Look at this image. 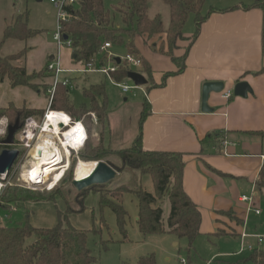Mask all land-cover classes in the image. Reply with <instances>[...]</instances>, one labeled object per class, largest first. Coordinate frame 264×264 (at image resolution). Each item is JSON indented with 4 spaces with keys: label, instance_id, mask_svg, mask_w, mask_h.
<instances>
[{
    "label": "crops",
    "instance_id": "obj_1",
    "mask_svg": "<svg viewBox=\"0 0 264 264\" xmlns=\"http://www.w3.org/2000/svg\"><path fill=\"white\" fill-rule=\"evenodd\" d=\"M5 3L6 0H0V6ZM211 7L213 10L209 12L208 9L207 18L188 47L183 70L166 77L163 83L165 72L177 70L167 54L165 33L154 35L148 43L136 40L137 48L150 66L152 83L147 82L132 92L130 99L120 92L119 99L111 104L103 82L80 77L97 72L65 74L71 80L66 89L76 88L79 80L88 82L84 88L102 84L105 95L98 97V103L105 107L103 123H97L96 114L95 119L90 117L92 123L87 121L103 132L106 149L109 152L130 150L140 136L145 150L180 153L184 162L182 186L200 210L199 230L236 228L237 235L243 232L250 214H261V210L259 214L247 211V203L241 201L240 196L253 195L254 205L259 208V192L264 189V72H260L264 68V9L259 6L244 9L238 3ZM226 8L231 9L224 11ZM191 34L183 33L184 39L175 42L174 57L183 54L190 42L186 38ZM70 53L68 48L64 62L60 63L65 69L76 65ZM23 57L24 60L26 55ZM21 58L13 64L25 67L20 65ZM53 60L61 61L59 50L56 56L53 50L47 52L38 69L25 67L28 73L45 70L44 76L35 81L38 90L0 82L11 91L9 97L0 101V110L12 104L16 108L33 110V116L43 111L48 105L45 89L51 83L46 65ZM239 81L250 87L246 96L232 93L231 97H224L223 92H233L234 84ZM205 82L223 83L221 92L208 95V112L201 109ZM20 93L29 95L21 97ZM83 98L82 103H71L75 107H89V99ZM146 103L149 110L143 116ZM28 203L17 201L14 211L21 207L27 209Z\"/></svg>",
    "mask_w": 264,
    "mask_h": 264
},
{
    "label": "trees",
    "instance_id": "obj_2",
    "mask_svg": "<svg viewBox=\"0 0 264 264\" xmlns=\"http://www.w3.org/2000/svg\"><path fill=\"white\" fill-rule=\"evenodd\" d=\"M169 7V23L164 29L158 15L148 16V0H110L108 5L104 0H76L72 6L65 8L66 17L61 21L62 34L70 41L71 61L85 64L100 54V47L109 42L111 47H124L127 54H132L141 60L138 72L143 74L148 83H152L151 70L148 62L143 58L136 46V40L142 39L145 43L154 35L165 33L167 54L177 67L176 71H167L166 77L180 73L184 68V59L188 47L197 37L200 24L207 18L208 12L201 14L203 0H163ZM244 9L261 7L264 9V0H255L251 4H241ZM231 8H226L228 10ZM213 10L209 8V12ZM190 14L194 15L195 28L189 38V44L179 57H174L172 50L177 40L184 39L183 26ZM37 33L27 27L21 16L16 17L12 25L4 31L5 37L28 39ZM163 46L160 47L162 52ZM25 50L16 55H0V81H7L11 87L28 86L38 90V85L31 82L34 78L44 76L45 70L28 73L23 66L14 65L15 60L23 57ZM103 55V53H102ZM102 60V59H100ZM115 72L111 74L115 81L127 78L129 68L122 60ZM264 72V68L260 71ZM49 86V85H48ZM45 87V86H44ZM47 89V88H46ZM45 89V90H46ZM84 97L89 99V107L84 105L75 107L68 96L65 86L57 84L51 108L69 113L72 117L81 119L86 124L89 138L90 111L96 114L97 123H103L105 107L98 103V97L105 95L102 84L92 85L82 90ZM149 110L146 103L144 115ZM34 113L31 109L16 108L12 104L0 110L9 120L17 115L22 120ZM92 123V122H91ZM103 132H99L96 145L87 147L88 138L79 150L78 156L82 160H102L109 153L103 145ZM9 146L0 145V151ZM121 164L114 165L108 161L116 171H125L131 176L149 175L154 192H148L141 186L123 192L135 193L138 200L137 226L142 234L171 233L178 238L185 237L191 241L199 234L201 220L200 210L186 194L182 186L183 159L180 153L145 150L141 146L140 136L135 140L134 148L114 153ZM65 173L62 180L67 177L72 180V168ZM61 180V181H62ZM60 181V182H61ZM104 185V184H103ZM92 185L90 187H98ZM56 187V186H55ZM13 187L10 188V190ZM122 192V193H123ZM12 194V193H11ZM4 197V198H3ZM40 198H46L39 196ZM38 197L15 196L0 194V207L8 211L10 204L25 199ZM166 199L169 203V212L163 218V209L155 205L158 200ZM2 203V204H1ZM102 204L108 205L114 213L117 225L124 234L126 211L121 203L109 198H102ZM3 205V206H2ZM125 236V235H124ZM33 239V241H30ZM87 231L77 229L71 225L58 222L48 228L34 227L27 220L23 224L9 226L0 222V264H92L96 261L91 250L86 245ZM249 259L254 264H264V250H255ZM135 264H156L152 255L142 256Z\"/></svg>",
    "mask_w": 264,
    "mask_h": 264
},
{
    "label": "rangeland",
    "instance_id": "obj_3",
    "mask_svg": "<svg viewBox=\"0 0 264 264\" xmlns=\"http://www.w3.org/2000/svg\"><path fill=\"white\" fill-rule=\"evenodd\" d=\"M248 1L250 0H203L201 14H205L211 6L227 7L237 3L246 4L249 3ZM109 2L110 0H104L106 5ZM147 13L149 17L158 15L164 27L169 21V7L163 0H148ZM18 16L26 21L28 28L37 31L34 36L25 40L4 36L6 27L12 25ZM57 23L58 8L50 0H6L4 6H0V55H16L25 50L26 58L24 60V57L21 58L20 65H24L28 70L38 69L43 63L44 56L52 50L55 56L59 50L60 63L64 62L66 53L68 54V47L63 45L58 49L53 40V32L57 29ZM194 28V15L190 14L184 23L183 33L193 32ZM148 42L151 40L147 39L146 43ZM110 51L113 57L123 58L127 54L122 46L112 47ZM108 55L107 52H104L98 57L106 58ZM127 67L129 70H140L132 65H127ZM86 76L91 78L90 81L98 80L104 83L109 103L113 104L119 99L120 89L112 85L103 74L91 73L80 77ZM38 79L40 78H34L31 82L36 84L35 81ZM123 81L128 85H133V82L128 78ZM87 85L88 82L79 80L76 88L67 89L69 99L73 104L84 101L82 89ZM134 91L136 90L125 93V95L129 97ZM10 94V89L5 84H0V101L9 97ZM19 95L28 97L29 94L26 93L23 96V93H20ZM43 111L36 113L34 117L40 120ZM4 117L8 123L15 119L9 120L7 116H0V138L4 131ZM88 127H90V132L87 147L97 144L100 131L95 124H89ZM20 151L22 152L23 149L20 148ZM114 153L109 152L101 161H108L119 166L120 159ZM20 158L21 155L17 159ZM89 161L95 162V160ZM76 162L77 159L74 158V166ZM15 166L16 164H14ZM74 166L72 178L74 177ZM20 173L21 168L18 167L13 174H9L6 180L9 185L1 192L6 196L38 198L21 200L29 202V207L25 210L21 207L18 208V211H14L17 201L10 204L8 211L0 207V221L3 224L15 226L23 224L27 220L30 225L43 228L52 227L61 222L63 225L86 230V245L96 258L92 264H135L140 257L147 255H152L156 264H254L249 256L255 250L264 249V246H258L256 241V235L264 236V189L261 193L259 192L258 198L261 214L256 216L252 213L245 220V226L242 228L244 237L240 233L235 235L236 228H213L212 231L207 228V230H199V234L190 243L187 238H178L171 233L144 235L140 232L136 222L137 197L135 193L123 192V190L141 186L144 190L153 193L154 187L149 175L135 174L131 176L125 171H117L116 177L109 183L78 191L72 186L69 177L59 182L51 190H45L47 189L46 185L36 190H30L21 182ZM31 174L35 173L31 172ZM11 187L13 188L10 190ZM103 197L121 203L126 211L124 234L117 225L111 208L101 203ZM155 205L161 206L165 219L169 212L168 201L166 199L158 200ZM248 245L252 249H249Z\"/></svg>",
    "mask_w": 264,
    "mask_h": 264
},
{
    "label": "built area",
    "instance_id": "obj_4",
    "mask_svg": "<svg viewBox=\"0 0 264 264\" xmlns=\"http://www.w3.org/2000/svg\"><path fill=\"white\" fill-rule=\"evenodd\" d=\"M57 8H58V23H57V29L53 32V40L56 42L57 47H62L63 45H66L69 47L70 41L63 39L62 29H61V21L65 20L66 13L65 8L68 6H72L76 3V0H50ZM111 47L109 42H104L102 46L100 47V54L107 52L109 55L105 58H99L98 56L90 60L89 62L82 64L80 62L76 63V65L73 68L65 69L61 66L59 60H53L50 61L46 65V70L50 72L51 74V83L49 84L48 88L46 89V93L48 96V105L44 109L42 117L40 120H37L33 115H27L21 120V127L15 134V140H14V148L16 149H23V151H19L21 155L20 159H15L10 170L6 173L0 174V194L1 191L9 185V183L6 181L9 174H13L15 172V169L20 167L21 173H20V179L24 183L25 187H27L30 190H36L40 187H44L46 182L49 181L50 178H54L55 175H58V178L56 181H54V185L51 187L47 186V189L45 190H51L53 189L64 177L65 173L70 168L71 162L75 159L77 161L80 159L78 156L79 150L84 146L87 138H88V132L85 124L81 119L72 117L69 113H66L62 110H56L52 109L51 106V100L55 91V88L57 84H62L65 87H68L71 84V80L65 76V74L69 73H77V74H85L89 72H97L105 75L109 81L117 86L122 93H128L132 90L141 89L142 86H136V85H128L125 81H115L111 74L116 71L117 66L114 63L113 56L109 52V48ZM102 59V60H100ZM124 61L128 66L132 65L135 68L141 67V60L140 58L132 55V54H126L123 58H121V61ZM223 96L226 98H229L232 96V92L229 90H226L223 92ZM52 112H62L64 113V117L66 120H58L55 125L49 120V116ZM89 116L92 119H95V113L89 112ZM8 122L4 118V131L3 134L6 133V127ZM55 126L57 127V131H54ZM71 128H74V137L76 141L79 143L76 146H73L72 144H69L65 142V132L69 131ZM2 134V135H3ZM44 135L48 136H55V140L53 142H57L59 146V153L58 155L57 151L55 150L54 146L50 149L52 151V155L50 159L48 160V163L45 164V166H51L57 168L56 170H53V172H50L48 175L49 178L47 180H41L40 176L33 179L29 173H31L32 166L35 162L39 161L40 155L39 151H41V154H43L44 149L41 148L39 143L41 142V138ZM42 143V142H41ZM13 148V147H12ZM49 149V150H50ZM59 157V158H58ZM57 160H59L57 162ZM57 162V163H56ZM14 164L16 166L14 167ZM14 168V169H13ZM46 168V167H44ZM240 200L247 203V211H253L256 214L260 213V209L255 207L253 195H241ZM242 237H244V234H240ZM256 241L258 246H264V236L256 235ZM249 249H252L250 245H248Z\"/></svg>",
    "mask_w": 264,
    "mask_h": 264
},
{
    "label": "water",
    "instance_id": "obj_5",
    "mask_svg": "<svg viewBox=\"0 0 264 264\" xmlns=\"http://www.w3.org/2000/svg\"><path fill=\"white\" fill-rule=\"evenodd\" d=\"M63 39H67L66 35H63ZM113 60L119 64L121 62V58L115 56ZM127 78L130 79L134 85L143 86L146 85L148 80L147 78L138 71L129 70L127 72ZM223 90L222 82H205L202 85V95H201V104L202 111L208 112L210 108L207 107L206 101L208 95L211 92H221ZM250 91L249 85L244 81L236 82L233 86V95L234 96H242L245 97L247 92ZM20 116L17 115L13 122L7 124L6 133L3 139L0 140V144L5 146H9L8 148H4L0 151V174L6 173L10 170L14 160L19 156L20 152L16 148H10L14 144L15 134L21 127ZM41 154V151H39ZM96 165L92 172L81 179L72 178L71 184L72 186L81 191L85 188H88L92 185H103L109 183L116 177L117 171L110 165H108L104 161H95Z\"/></svg>",
    "mask_w": 264,
    "mask_h": 264
},
{
    "label": "bare ground",
    "instance_id": "obj_6",
    "mask_svg": "<svg viewBox=\"0 0 264 264\" xmlns=\"http://www.w3.org/2000/svg\"><path fill=\"white\" fill-rule=\"evenodd\" d=\"M60 119L66 120V118L64 117V113H62V112H52L51 115L49 116V120L54 125ZM54 131H57L56 126L54 128ZM74 135H75L74 134V128H71L69 131L65 132V134H64L65 142L72 144L73 146H76L79 142L76 141ZM54 140H55V136L44 135L41 138L42 143L40 142L39 145L41 146V148L44 149V152H43V154H39L40 160L35 162L32 166V170H33L32 172H34L35 174L33 175V174L29 173V175H31V177L33 179L40 176L41 180L45 181L49 178L48 175L50 174V172H53V170L57 169L55 167L45 166V164L48 163V160L50 159V157L52 155L51 153L53 150L50 149L51 147L53 148V146H54L58 155H60L59 146H58L57 142L56 143L53 142ZM58 161L59 160H57V162ZM95 165H96V162H91L89 160L87 161V160L79 159L74 166V177L76 179H81V178L88 176L92 172V170L94 169ZM44 167H46V168H44ZM57 178H58V175H55L54 178H50L49 181H45L46 182L45 185L48 187H51L52 185H54V181H56Z\"/></svg>",
    "mask_w": 264,
    "mask_h": 264
},
{
    "label": "flooded vegetation",
    "instance_id": "obj_7",
    "mask_svg": "<svg viewBox=\"0 0 264 264\" xmlns=\"http://www.w3.org/2000/svg\"><path fill=\"white\" fill-rule=\"evenodd\" d=\"M4 136H5V135L3 134V135L1 136V138H0V140L3 139ZM0 145H3V144H0ZM12 147L14 148V146H11L10 148H12ZM18 150H19V149H18ZM19 151H20V150H19Z\"/></svg>",
    "mask_w": 264,
    "mask_h": 264
}]
</instances>
